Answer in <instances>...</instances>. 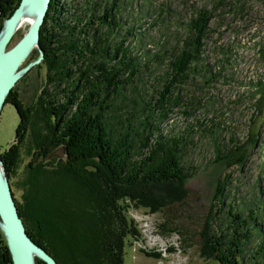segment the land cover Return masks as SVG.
<instances>
[{"label":"rangeland","instance_id":"obj_1","mask_svg":"<svg viewBox=\"0 0 264 264\" xmlns=\"http://www.w3.org/2000/svg\"><path fill=\"white\" fill-rule=\"evenodd\" d=\"M117 4L121 28L114 40L121 41L129 30L123 44L137 56L142 70L136 80L140 91L132 88L126 92V99L117 101V112L123 117L126 108L135 107L134 102L142 97L151 102L157 97V77L164 72L166 60L158 61L153 55L177 44L196 9H213L199 61V67H205L193 71L185 84L175 88L177 104L171 103L158 122L162 134L185 139V144L180 143L181 165L188 177L180 185L130 188V197L125 195L119 200L129 230L123 237V264H219L215 254L206 251L205 240L216 239L222 232L229 239L233 230L230 225L236 223L231 216L236 211L255 228L243 247L240 264H263L262 255L256 252L264 244V108H255L251 90L253 83L264 80V0H118ZM28 27L26 24L16 29L6 48L12 47ZM38 55L33 48L19 69ZM14 88L29 109V123L17 164L7 178L13 197L25 207L29 194L34 192L41 206L68 218L47 219L46 238L58 264H95L89 225L97 224L100 215L77 183L108 184L107 175L102 169L91 170L90 165L81 171H58L63 166L57 161L64 162L67 157L63 147L55 148L45 159L54 160L51 167H56L55 173L31 175L29 163L42 160L37 154L47 141L51 124L45 110L47 102L61 101L67 92L64 84L54 87L47 82L42 60L22 72ZM123 117L114 114L115 119L110 118L119 122ZM18 120L16 109L3 104L0 152L13 142ZM235 144L248 153L242 164L226 158V152ZM51 167L47 168L54 170ZM167 191L170 200L155 210L135 199L150 192L149 196L157 199L155 194L165 195ZM254 215L258 216L255 222L248 218ZM93 219V224L85 223ZM0 240L6 244L1 228ZM36 258L34 255V264Z\"/></svg>","mask_w":264,"mask_h":264},{"label":"trees","instance_id":"obj_2","mask_svg":"<svg viewBox=\"0 0 264 264\" xmlns=\"http://www.w3.org/2000/svg\"><path fill=\"white\" fill-rule=\"evenodd\" d=\"M19 1L0 0V30L3 20L13 13ZM69 1L50 0L40 27L39 45L43 51L47 82L54 87L64 84L67 94L61 101L47 102L45 110L51 116L47 141L38 150L37 157L42 160L29 163L30 174L55 173L56 167H51L54 160L46 162L45 159L61 145L65 146L67 157L64 162L57 161L63 166L58 171L65 168L86 170L84 166L87 165L96 172L102 169L108 184L89 182L77 183V186L100 215L97 224L89 225L94 240L95 264H123V237L129 230L119 200L128 195L130 188L166 183L180 185L188 177L181 165L180 143L185 144V139L162 134L158 122L166 115L171 103L177 104L178 97L173 94L175 88L185 84L193 71L205 67H199V61L203 57L204 38L213 9H196L186 23L185 35L177 44L170 50L164 48L153 55L158 61L166 60L164 72L157 77L160 85L156 89L157 97L153 102L142 97L139 102H134L135 107L126 106L123 117L117 112V101L126 99V92L132 88L138 89L136 80L141 77L142 70L137 56L123 44L129 30L125 31L121 41L114 40L121 28L118 0H103L102 5L90 0ZM43 93L49 97L46 91ZM251 98L256 109L264 108V80L253 83ZM5 103L11 104L19 117L13 142L0 152L6 176L10 179L28 131L29 109L14 87L6 95ZM113 113L123 118L114 122L110 118L115 119ZM241 148L240 144L230 147L226 158L242 164L248 153ZM49 166L54 170L48 169ZM150 193L136 195L135 199L152 210L158 209L171 197L168 191L165 195L155 194L157 199L149 196ZM28 197L25 207L13 197L18 214L28 236L55 259L53 246L46 238L47 219L68 218L63 213L41 206L34 198V192ZM231 217L236 223L230 225L233 230L229 239L222 232L216 239L205 240L206 251L214 253L213 257L219 264H240L243 247L255 229L240 212H234ZM248 218L254 222L258 220L257 215ZM95 220L85 223L93 224ZM256 254L262 255L264 264V244ZM0 264H12L3 240H0ZM35 264L46 263L36 258Z\"/></svg>","mask_w":264,"mask_h":264},{"label":"water","instance_id":"obj_3","mask_svg":"<svg viewBox=\"0 0 264 264\" xmlns=\"http://www.w3.org/2000/svg\"><path fill=\"white\" fill-rule=\"evenodd\" d=\"M49 3L50 0H20L13 13L3 20L0 30V110L6 95L14 87L20 74L43 59L39 36L40 27L44 22ZM24 5L26 11L31 13L33 18L24 35L12 47L7 49L6 46L22 17ZM33 48L38 50V57L26 67L19 69ZM59 147L65 149V146L61 145ZM50 154L48 157H50ZM0 228L4 233L12 264H34V255L46 264H57L50 254L28 236L23 221L18 214L1 159Z\"/></svg>","mask_w":264,"mask_h":264},{"label":"bare ground","instance_id":"obj_4","mask_svg":"<svg viewBox=\"0 0 264 264\" xmlns=\"http://www.w3.org/2000/svg\"><path fill=\"white\" fill-rule=\"evenodd\" d=\"M32 18H33V15L31 14V13H28L27 11H26V6L24 5L23 6V12H22V17H21V19H20V21H19V24H18V26H17V30H18V28H20V27H22V26H24V25H26V24H29L30 23V21L32 20ZM16 31V30H15ZM146 198V197H145Z\"/></svg>","mask_w":264,"mask_h":264}]
</instances>
